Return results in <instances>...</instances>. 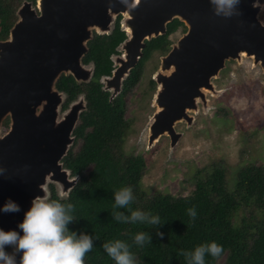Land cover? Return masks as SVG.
Segmentation results:
<instances>
[{
	"label": "water",
	"instance_id": "1",
	"mask_svg": "<svg viewBox=\"0 0 264 264\" xmlns=\"http://www.w3.org/2000/svg\"><path fill=\"white\" fill-rule=\"evenodd\" d=\"M212 9L209 0L21 2L7 38L0 40V127L9 118V128L0 133V166L7 169L0 177V207L11 199L20 211L0 212V229L22 235L17 225L33 198L51 197L50 183L56 196L65 199L76 183L78 175H70L62 158L73 141L72 131L85 101H72L58 118L67 94L55 82L61 74L72 75L78 83L90 80L92 64L81 63L87 41L93 31L110 32L118 14L124 15L121 29L129 27L130 33L123 44L126 54L111 76L117 91L146 39L164 33L174 18L186 26L161 58V71L155 77L157 110L148 127V147L161 134L169 135L170 145H175L180 136L175 122H191L187 110L212 87L210 78L227 59L245 54L264 69V25L257 17V0H241L238 10L242 14L231 18L215 16ZM19 258L16 253L17 264Z\"/></svg>",
	"mask_w": 264,
	"mask_h": 264
},
{
	"label": "trees",
	"instance_id": "2",
	"mask_svg": "<svg viewBox=\"0 0 264 264\" xmlns=\"http://www.w3.org/2000/svg\"><path fill=\"white\" fill-rule=\"evenodd\" d=\"M22 1L0 0V39L7 38ZM27 1L35 5L36 0ZM118 24L116 21L108 35L93 33L87 41L83 62L93 61L96 77L109 73V55L124 37ZM180 27L185 29L174 18L166 24L165 33L146 40L143 58L166 45L168 34ZM137 67L132 69V77ZM55 87L71 98L80 90L70 74H61ZM120 119L117 104L107 102L96 86H86L85 109L72 131L74 143L79 144L62 158L63 166L78 179L65 199H59L53 185L49 186L51 199L75 206L76 219L68 225L69 230L93 236L94 247L86 254L85 264H115L102 247L115 239L130 245L138 264H186L182 251L209 242L221 245L223 252L218 258L206 256L205 264L221 260V264H264V162L244 164L230 175L218 160L194 176V189L188 194L153 193L141 184L147 168L144 157L125 155L118 142ZM123 187L132 189V210L158 215L162 225L114 220L113 193ZM189 208H195V219L189 216ZM118 211L130 215L128 209ZM157 231L163 236H157ZM138 232L150 233L151 244H135Z\"/></svg>",
	"mask_w": 264,
	"mask_h": 264
},
{
	"label": "rangeland",
	"instance_id": "3",
	"mask_svg": "<svg viewBox=\"0 0 264 264\" xmlns=\"http://www.w3.org/2000/svg\"><path fill=\"white\" fill-rule=\"evenodd\" d=\"M257 6V17L264 25V0H257ZM182 30L180 27L169 36L170 46L152 54L145 64L141 83L136 85L137 90L122 100L124 121L120 131L124 132L126 128L128 131L123 143L119 142L125 155L139 153L144 157L147 168L141 184L153 193L188 194L194 189V176L218 160L230 175L244 164L264 162V69L252 56L245 54L227 59L224 67L210 78L212 87L204 90L203 97L197 98L194 107L187 110L192 117L190 123L186 119L175 122L174 129L180 133L175 145H170L169 135L161 134L148 147V127L157 110L153 98L158 90H147L146 84L148 79L157 83L155 77L161 71V58L176 44ZM121 58L124 55L116 56L113 62L120 64ZM63 100L58 118L71 103L64 96ZM8 128L9 118L6 117L1 123L0 133ZM78 144L73 140L69 148L74 147L75 150ZM5 251L12 253L14 250L6 247Z\"/></svg>",
	"mask_w": 264,
	"mask_h": 264
},
{
	"label": "clouds",
	"instance_id": "4",
	"mask_svg": "<svg viewBox=\"0 0 264 264\" xmlns=\"http://www.w3.org/2000/svg\"><path fill=\"white\" fill-rule=\"evenodd\" d=\"M209 2L213 5L212 11L215 16L231 18L233 15L242 14L238 10L241 0H209ZM6 172L7 169L0 166V177ZM113 197L114 220L121 223L162 225L158 215L130 208L134 200L131 187L116 190ZM118 209H128L130 215ZM19 211V205L11 199L6 200L0 207V212L4 213ZM74 212L75 206L70 202L63 203L51 197L33 198L30 208L24 213L23 220L17 225L22 235L15 230L0 229V264H17L16 253H20L18 264H85V256L92 251L94 239L93 236L83 232L77 234L69 230L68 225L76 219ZM188 214L195 219V208H189ZM156 235L163 236V233L157 231ZM151 240L152 237L148 232H138L134 237V243L140 246L151 244ZM6 247H11L14 251L8 253L5 251ZM102 247L115 264H138L136 257L130 251V245L122 240L105 242ZM222 252L221 245L209 242L198 245L193 250L182 251L181 255L184 256L186 264H205L206 256L218 258Z\"/></svg>",
	"mask_w": 264,
	"mask_h": 264
},
{
	"label": "flooded vegetation",
	"instance_id": "5",
	"mask_svg": "<svg viewBox=\"0 0 264 264\" xmlns=\"http://www.w3.org/2000/svg\"><path fill=\"white\" fill-rule=\"evenodd\" d=\"M118 16H119V19L117 20ZM121 18H122L121 14H118L114 18V22L112 24V28H111L110 32L103 33V34H100V35H108L109 33H111L114 30L115 26H116V21L119 23L118 24L119 25V29L122 30L121 29ZM262 22L264 23V19L262 20ZM122 31L124 33L123 39L114 47V51L109 55V59H110V62H111V68L109 70V73L101 74L98 77H96L95 75H93V70H92V76L90 78V81H88V82H80V83L76 82L78 84V86H80V90L75 94V96L73 98H71V97L66 95V100H68L69 102H72V101L78 99V96H80V95L82 96L81 98L85 101V88H86V86H90V85L96 86L98 88V90L101 92V94L106 97L107 102L112 103L114 105H116V104L118 105V111H119L120 116H121V119H120L121 122L119 124L120 125L119 126L120 129H121V125L123 124L122 121H124V117H123L124 116V108L122 107V103H123L122 100H123L124 96L129 94L130 92H134V91L137 90L138 87L136 85L141 83L142 75L145 72V64L152 57V54L154 52H156V51H158L160 53V51H163L165 48H167V46H170V44H171L170 41H167L166 45L163 44V47L159 48V50H153L145 58H143L144 56H143V52L141 50L140 57L138 58V60L134 64V66L129 69V72L125 76L124 80H122V83L120 85L118 84L119 89L117 91V88H118L117 84H116V82L111 80V76H113V73L119 67V64L113 62L114 58L116 56H120V55H125L126 54L125 53V49L123 48V44L128 40V36H127V32L126 31H124V30H122ZM182 31H183V33L186 31V26H185V29H183ZM93 33L98 35V33H96L95 31H93ZM173 33L174 32L168 34L167 40H169V36L171 34H173ZM162 34H159V35H162ZM159 35L154 36V37H158ZM154 37H151L150 39H152ZM150 39H146V40H150ZM144 46H145V42H144ZM144 46H143V48H144ZM86 53H87V51L81 57V63L83 65L92 64V68H93V61L92 60H89L86 63L83 62V58L86 55ZM163 53H166V52H163ZM137 65H138V67L136 68L137 71H135L136 75L134 77H132L131 71ZM133 87L135 88L134 90L132 89ZM110 88H112L114 90V92H111ZM146 89L147 90H149V89H152V90L155 89L156 90L157 89V83H154V80H152V79H148L147 84H146ZM134 97H136V95H134ZM126 130L128 131V128H126L124 132L120 131V137H119L120 140L119 139L118 140L121 141L122 143L125 140V138L127 137ZM121 142H119V143L122 145Z\"/></svg>",
	"mask_w": 264,
	"mask_h": 264
},
{
	"label": "bare ground",
	"instance_id": "6",
	"mask_svg": "<svg viewBox=\"0 0 264 264\" xmlns=\"http://www.w3.org/2000/svg\"><path fill=\"white\" fill-rule=\"evenodd\" d=\"M124 29L126 30L127 34L130 33V31H129V30H130L129 27H125ZM202 89L204 90V88H202Z\"/></svg>",
	"mask_w": 264,
	"mask_h": 264
}]
</instances>
